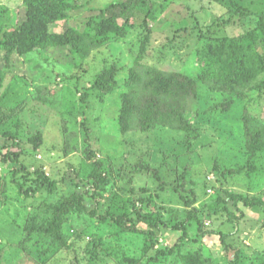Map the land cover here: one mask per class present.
Returning <instances> with one entry per match:
<instances>
[{"label":"rangeland","instance_id":"obj_1","mask_svg":"<svg viewBox=\"0 0 264 264\" xmlns=\"http://www.w3.org/2000/svg\"><path fill=\"white\" fill-rule=\"evenodd\" d=\"M125 1L41 0L29 6L26 0H0V39L7 43L0 46V126L23 150L21 162L31 178L42 171L55 180L65 178L64 188L70 189L74 171L85 176L92 171L89 144L105 176L98 212L126 214L139 230L73 212L63 226L67 247L49 236L28 237L27 228L52 218L50 206L61 193L44 189L26 198L17 187L22 179L16 167L1 164L0 264H184L182 254L188 253L201 255L206 264H264V211L241 206L245 217L230 223L221 201H229L226 192L264 199V146L254 157L247 149V127L264 143V68L255 71L254 52L237 53L239 69L228 80L234 93L220 91L221 78L200 82L197 98L186 100L189 131L178 121L146 131L135 118L124 125L121 117L124 94L150 91L148 70L193 77L209 57L228 59L230 52H217L220 41L256 30L264 0H174L148 19L137 13L117 40L98 47L86 43L84 59L69 47L40 46L25 55L21 35L13 34L29 17L44 37L81 34L97 10ZM64 7L71 10L62 17ZM102 74L116 81L104 98L93 89ZM218 104L226 107L215 110ZM7 144L13 141L0 137L1 153ZM249 160L256 173H249ZM142 162L165 184L140 170ZM185 167L186 195L195 199L191 208L175 192ZM86 206L96 207L91 200ZM139 212L149 215L150 223H139ZM188 217L181 253L176 243L184 234L174 226ZM150 229L154 236L146 233ZM219 232L228 235L226 244Z\"/></svg>","mask_w":264,"mask_h":264},{"label":"trees","instance_id":"obj_2","mask_svg":"<svg viewBox=\"0 0 264 264\" xmlns=\"http://www.w3.org/2000/svg\"><path fill=\"white\" fill-rule=\"evenodd\" d=\"M29 6L34 5L41 0H26ZM69 0H63L65 5ZM174 0H127L125 2H115L106 5L100 10H97V14L87 21V27L85 32L75 34L74 32L66 33L62 36H50L44 37L38 29L35 28L34 18L29 17L27 22L21 24L14 33L20 34L22 37V51L23 54L28 55L36 51L40 46L44 49L47 47H69L75 50V55H80L81 59L86 57L85 44L90 43L94 47L103 46L108 42L117 40L121 37L130 24H133V19L137 16V13H143L146 18L152 17L157 11L165 10L173 3ZM71 9L64 7L61 10V16L65 17L67 11ZM6 15V14H5ZM4 25L3 27H5ZM17 31V32H16ZM78 45V47H77ZM0 46H7L5 41L0 39ZM259 49L260 52H259ZM217 52H230L228 59H224L222 54L217 57H209L207 62L204 63L203 69L199 74L195 76H186L178 73H172L168 76L162 75L154 69L148 70V88L149 92L129 93L123 95V108L121 117L124 125H127L131 118H135L141 129L146 131H156L163 127L173 125L175 121H178L181 125V130H191L192 124L188 123L184 117L187 98H197L198 89L201 81H205L208 78H221L219 89L222 93H234L232 86L228 83V80L232 79V76L236 75L239 69V60L237 58L238 52H254L257 56V66L255 71L263 70L264 68V12L261 15L260 22L256 30L248 32L243 36L235 38H224L220 41L217 48ZM133 78L135 76L133 75ZM238 79V77H237ZM116 85V81L107 75H100L93 85V89L96 90L101 98L109 95ZM135 90V88H133ZM137 91V90H136ZM139 92V91H137ZM83 99L87 98V94L82 95ZM224 106V105H223ZM218 104L215 106V110L223 108ZM226 107V106H224ZM86 138L88 137L89 129L85 126ZM126 127V126H125ZM247 149L250 150L251 156L257 154V151L264 146V143L252 130L247 127ZM0 137H5L7 140H12L13 144L5 145L6 153L0 152V165L6 164L16 167L17 174H21L22 182L18 180L17 187L20 193L26 198H31L40 193L44 189H47L50 193H61L57 203L50 206V211L53 213L51 219H48L43 224H33L29 229L27 228V236L30 237L34 233L41 234L43 236H49L51 242L61 247H67V239L63 233L64 222L68 220V216L73 212H79L81 214H88L91 218H94L100 222H112L115 226L122 227L125 231L139 232L136 225L131 224L130 218L126 214H117L114 212L99 213L98 205L100 203L99 190L104 185L105 176L102 173L103 165L101 162L93 159V152L89 148L87 139L85 142L88 144L87 160L91 164L92 171L85 176L79 172L74 171L75 177L70 180V189H65L64 185L67 184L65 178L52 179L42 171H36V178H31L29 170L26 165L21 162V157L24 155L23 150L15 144L10 132H4L0 126ZM197 137V136H196ZM16 150H12V149ZM94 161L93 163H91ZM249 162L247 169L249 173H256L258 171L257 166ZM137 167L145 172H153L154 177L159 180L163 185L165 184L160 177L158 171L152 169L147 163L142 162L137 164ZM244 169V167H243ZM242 168L236 173H240ZM189 174V168L185 167L180 174V185L175 187V192L184 201L186 208H191L195 199H191L187 193V176ZM30 183V185H27ZM83 190V191H81ZM185 193V194H184ZM229 201L221 199L226 203L225 210L228 213V221L235 223L245 217V210L264 211V199L261 197H249L244 194H234L226 192ZM93 201L95 208L89 211L86 203ZM232 204V209L228 204ZM244 207L245 210L242 209ZM235 209V210H234ZM240 213V215H238ZM149 215L142 216L139 212L137 221L139 223H150ZM187 221L182 224L174 226L176 231H182L184 236L179 239V243H176V247H179L178 251L183 253L181 246L184 245V238L188 233L189 223ZM162 222L150 224L151 228L158 227ZM198 223H200L198 221ZM149 235L154 236V229H150ZM221 239L226 244V238L228 235L219 232ZM181 243V244H180ZM175 249L169 251V254H173ZM160 256L167 255L166 252H159ZM182 262L184 264H206L204 258L199 254L188 253L182 254Z\"/></svg>","mask_w":264,"mask_h":264}]
</instances>
